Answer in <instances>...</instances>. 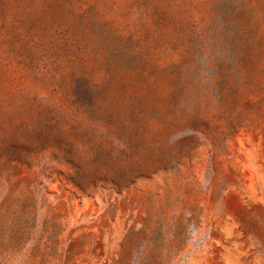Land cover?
I'll return each instance as SVG.
<instances>
[{
    "label": "rangeland",
    "instance_id": "1",
    "mask_svg": "<svg viewBox=\"0 0 264 264\" xmlns=\"http://www.w3.org/2000/svg\"><path fill=\"white\" fill-rule=\"evenodd\" d=\"M0 264H264V0H0Z\"/></svg>",
    "mask_w": 264,
    "mask_h": 264
}]
</instances>
